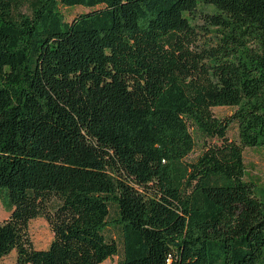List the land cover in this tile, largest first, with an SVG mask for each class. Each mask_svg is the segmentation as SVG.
I'll return each instance as SVG.
<instances>
[{
	"label": "trees",
	"instance_id": "1",
	"mask_svg": "<svg viewBox=\"0 0 264 264\" xmlns=\"http://www.w3.org/2000/svg\"><path fill=\"white\" fill-rule=\"evenodd\" d=\"M245 147L264 0H0V263L264 264Z\"/></svg>",
	"mask_w": 264,
	"mask_h": 264
},
{
	"label": "rangeland",
	"instance_id": "2",
	"mask_svg": "<svg viewBox=\"0 0 264 264\" xmlns=\"http://www.w3.org/2000/svg\"><path fill=\"white\" fill-rule=\"evenodd\" d=\"M81 6L70 8H63L68 18H71L76 12L83 10ZM199 45L195 44L194 49ZM216 115H225L230 113L231 108L225 106H216L213 108ZM235 130H231V134H234ZM244 160L246 164V176L248 179L255 181L262 192L264 193V147H245ZM9 212L5 209L3 202L0 198V221L7 218ZM30 234L33 239V243L37 248H46L50 244L53 238V231L44 217H36L30 221L29 224ZM110 235L119 237V230L117 228H111L107 231ZM16 251L3 257L0 264H15ZM101 264H120V257L118 255L112 256L104 260Z\"/></svg>",
	"mask_w": 264,
	"mask_h": 264
}]
</instances>
